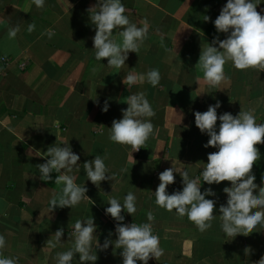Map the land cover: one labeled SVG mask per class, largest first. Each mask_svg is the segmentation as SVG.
Masks as SVG:
<instances>
[{
	"label": "crops",
	"instance_id": "obj_1",
	"mask_svg": "<svg viewBox=\"0 0 264 264\" xmlns=\"http://www.w3.org/2000/svg\"><path fill=\"white\" fill-rule=\"evenodd\" d=\"M122 2L130 22L139 26L147 19L149 35L139 54L129 53L127 65L117 70L106 67V59H95V29L87 10L96 0H45L42 9L33 0H0V234L6 238L0 252L17 258L18 264H56L57 252L73 246L72 225L90 216L100 244L105 239L115 241L117 221L105 209L110 199L123 202L131 191L137 198V212L134 217L122 212L124 223H149L151 212L153 234L164 250L148 264H257L264 257V227L236 237L223 233L219 207L227 201L224 187L231 185L203 183L201 172L208 154L218 149L204 147L210 137L196 127L194 113L206 112L219 102L218 117L251 110L256 123L264 124V70H238L229 61L224 66L227 79L209 87L196 68L202 46L216 37L227 38L214 26L227 0ZM256 4L264 16V0ZM29 23L36 26L32 32L27 31ZM17 25L16 38L9 39V28ZM133 68L136 73L158 69L159 85L145 82L128 89L122 81ZM138 92H144L155 115L150 118L153 133L134 152L108 137L113 120L121 119L122 109L128 107L126 98ZM105 101L110 105L107 113L101 111ZM219 124L218 119L217 129ZM56 143H70L80 155L76 183L87 187L91 200L52 213L49 202L63 185L54 183L57 173L51 174L52 181L41 180L37 166L46 162L48 147ZM256 147L261 158L253 173L256 183L264 187V144ZM96 155L105 157L108 174L114 175L113 181L101 182L100 187L87 180L83 169ZM172 166L188 170L192 178L200 177L202 192L211 187L216 193L206 197L216 201L217 218L204 233L187 215L178 216L155 203L159 174ZM174 175L175 183L167 189L170 194L182 190V177ZM61 227L62 246H47ZM121 251L114 245L97 249L96 264H123ZM72 264H79L78 254Z\"/></svg>",
	"mask_w": 264,
	"mask_h": 264
},
{
	"label": "clouds",
	"instance_id": "obj_2",
	"mask_svg": "<svg viewBox=\"0 0 264 264\" xmlns=\"http://www.w3.org/2000/svg\"><path fill=\"white\" fill-rule=\"evenodd\" d=\"M37 9H42L45 0H33ZM89 19L95 29L93 46L97 61L107 60L108 68L121 69L129 59V53L139 54L149 35V22L141 20L140 25L130 22L122 0H96V4L88 10ZM210 17L206 16V21ZM218 33L226 34L227 38L216 37L211 44L202 46V51L196 68L203 73V79L209 87H217L224 82V66L227 62L238 70L256 68L264 70V16L257 11L256 0H227L219 16L214 21ZM35 24L29 23L27 31L35 30ZM20 26L10 27L9 39L16 38ZM218 45V47H217ZM135 68L123 78V84L129 89L145 82L157 87L161 76L158 69L146 73H136ZM200 77H197L199 82ZM199 85V83H197ZM122 109V118L113 120L109 129V140L113 143L128 145L139 151L153 133L151 117L155 112L144 92L129 95ZM109 103L105 101L102 112L109 111ZM221 104L210 105L206 112H195V125L202 134L210 138L205 148H216L208 154V162L201 172L203 183L219 185L228 181L231 186L224 187L227 196L226 204L219 207L221 229L226 237H236L253 232L257 226L264 227V187L256 183L253 166L261 158L256 145L264 144V124H257L251 110H242L238 115L225 112L218 117L217 109ZM220 124L217 129V120ZM39 152V150H37ZM46 162L37 166L41 180L52 181V173H57L54 183L63 185L60 194H54L49 202V211L56 208H71L83 200H91L87 187L76 183L75 173L80 172V155L73 151L70 143L63 146H50L47 149ZM134 159V158H133ZM87 180L97 187L101 182L113 181L114 175H109L105 157L96 155L94 160L83 164ZM174 173L182 177V190L173 193L167 191L168 186L175 183ZM160 183L154 195L157 206L168 212L175 210L178 216H185L201 233L211 229L216 210V201L206 197H214L216 193L211 187L201 191L200 177L192 178L188 170L180 171L172 166L159 174ZM264 183V176H261ZM113 187V185H112ZM94 203V201H93ZM110 205L105 214L117 221L115 235L112 241L105 239L101 245L95 235L97 228L94 217L77 220L72 225L71 238H74L71 249L57 252L56 264H72L74 257L79 255V264H96L97 249L107 250L111 245L122 249L120 255L123 264H148L149 260H158L164 250L160 247L159 237L153 234L152 222L154 216L148 213L149 223H124L122 212L134 217L137 212V198L131 191L123 198L108 201ZM111 235V233H110ZM64 229L57 230L47 242V246H62ZM95 241V245H94ZM6 247V238L0 234V249ZM246 252L248 249L245 250ZM0 264H18L17 258L5 257L0 252ZM257 264H264L262 257Z\"/></svg>",
	"mask_w": 264,
	"mask_h": 264
}]
</instances>
